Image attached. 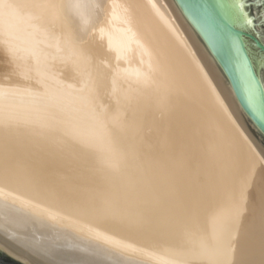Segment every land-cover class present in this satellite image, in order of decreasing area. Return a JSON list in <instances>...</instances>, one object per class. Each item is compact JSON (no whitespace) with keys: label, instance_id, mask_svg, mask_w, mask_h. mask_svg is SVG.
Instances as JSON below:
<instances>
[{"label":"bare ground","instance_id":"1","mask_svg":"<svg viewBox=\"0 0 264 264\" xmlns=\"http://www.w3.org/2000/svg\"><path fill=\"white\" fill-rule=\"evenodd\" d=\"M261 167L163 0H0V239L23 256L264 264Z\"/></svg>","mask_w":264,"mask_h":264},{"label":"water","instance_id":"2","mask_svg":"<svg viewBox=\"0 0 264 264\" xmlns=\"http://www.w3.org/2000/svg\"><path fill=\"white\" fill-rule=\"evenodd\" d=\"M163 2L264 156V0ZM0 264L37 262L0 239Z\"/></svg>","mask_w":264,"mask_h":264},{"label":"snow or ice","instance_id":"3","mask_svg":"<svg viewBox=\"0 0 264 264\" xmlns=\"http://www.w3.org/2000/svg\"><path fill=\"white\" fill-rule=\"evenodd\" d=\"M240 2V6L242 7L243 6V0H239Z\"/></svg>","mask_w":264,"mask_h":264},{"label":"rangeland","instance_id":"4","mask_svg":"<svg viewBox=\"0 0 264 264\" xmlns=\"http://www.w3.org/2000/svg\"><path fill=\"white\" fill-rule=\"evenodd\" d=\"M235 251V248L233 249V252Z\"/></svg>","mask_w":264,"mask_h":264}]
</instances>
